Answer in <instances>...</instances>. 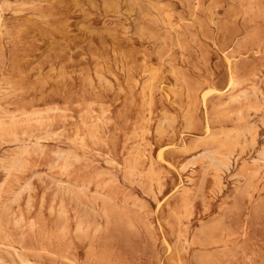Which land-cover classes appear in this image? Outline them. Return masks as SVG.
<instances>
[{"label": "rangeland", "instance_id": "374dc122", "mask_svg": "<svg viewBox=\"0 0 264 264\" xmlns=\"http://www.w3.org/2000/svg\"><path fill=\"white\" fill-rule=\"evenodd\" d=\"M0 264H264V0H0Z\"/></svg>", "mask_w": 264, "mask_h": 264}, {"label": "bare ground", "instance_id": "6f19581e", "mask_svg": "<svg viewBox=\"0 0 264 264\" xmlns=\"http://www.w3.org/2000/svg\"><path fill=\"white\" fill-rule=\"evenodd\" d=\"M27 150V149H26ZM16 165V164H15ZM12 166V165H11ZM55 166V165H54ZM25 187V186H24ZM27 204V203H26Z\"/></svg>", "mask_w": 264, "mask_h": 264}]
</instances>
